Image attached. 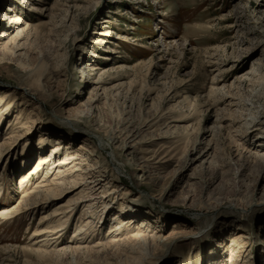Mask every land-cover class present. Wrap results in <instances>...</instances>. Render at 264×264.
<instances>
[{
    "label": "rangeland",
    "instance_id": "374dc122",
    "mask_svg": "<svg viewBox=\"0 0 264 264\" xmlns=\"http://www.w3.org/2000/svg\"><path fill=\"white\" fill-rule=\"evenodd\" d=\"M14 15L27 35L16 57L0 51V93L16 106L0 122V210L16 207L0 214V264H264V0H0L1 48ZM16 115L22 127L6 138ZM44 137L96 145L114 193L84 200L88 186L74 184L23 206L49 172L20 183ZM122 188L148 229L175 237L150 248L130 236L144 223L111 229ZM71 199L82 202L54 239L32 236Z\"/></svg>",
    "mask_w": 264,
    "mask_h": 264
},
{
    "label": "bare ground",
    "instance_id": "6f19581e",
    "mask_svg": "<svg viewBox=\"0 0 264 264\" xmlns=\"http://www.w3.org/2000/svg\"><path fill=\"white\" fill-rule=\"evenodd\" d=\"M21 21H22V19L16 15L10 16L8 19H6V22H7V25L9 26V28H15L16 30H15V34L12 35L14 37L13 45L9 46V47H4V46L2 48L0 47L1 52H6V53L10 54L11 56L16 57V51L24 49V46H23L24 43L15 42L16 38L18 40V39L23 38L24 36L26 37V35H27V32L25 33L26 29H24V27L19 28V26H17V24L20 23ZM8 36H9V34H7V32H5V30L0 32V39L8 37ZM27 38H28V36H27ZM8 54H7V56H8ZM2 55H3V53H2ZM93 67L94 68H92L91 70L99 69L96 66H93ZM13 93L14 92H11V91H5L3 95H2V93H0V122H1V118H2L3 114L7 115L10 112H12V110L14 108H16V106L10 104L11 100L9 101V99L13 95ZM23 93L26 95L28 94L25 91ZM4 105H5V108L2 110ZM95 120L96 119H94L93 114H90L87 119L83 120L85 132L91 133V132L96 131V129L94 128V125H98V123ZM19 123H20V121H18L17 115L14 116V119L12 120V122H10V120L8 121L9 126L5 129L6 131L4 132V135L6 136V138H12L18 133V131L20 130L19 127H22V125H20V126L18 125ZM48 138L50 140V137H48ZM49 140H47V137H44L43 139H41L42 143L40 144L41 146L39 148V151H37V154H39V155L37 156L36 165L33 167V170H30L28 173H26V175L20 176V183L21 184H23L25 182L28 183L30 181V179L32 178V176L37 173L38 169H42L45 167H48V169H49V172L47 171L43 175V178H41L40 181H37L36 183H34L32 185V190L29 192V194L32 193L33 195L28 197L30 200H25L23 202V204H22L23 206H25V205L26 206H34L35 204H38V203H40V204L45 203L44 205L48 206V205L52 204L53 200L55 199L54 197L56 196V194H59V192H61L64 188L65 189L66 188H73L75 186L74 184H78L77 186H79L81 184L84 187L88 186L87 187V190H88L87 191L88 192L87 197H85L84 200H93V199L100 200L103 196L104 197L107 196L105 194L101 195L100 194L101 192H103V193L106 192V194L114 193L115 190H113V189H111V191H109L111 188L110 186H112L109 184V181L105 182V181H103L102 178H100V176H103V173L105 171L104 167H107V166H104L106 164H104V165L98 164L99 162H98L96 157L100 156V150L98 149V147L96 145H93L92 143H90L88 141V139L83 137L82 141H79L76 143V145L74 147L75 149L73 151H70L71 150L70 146H69L70 142L65 141L62 137L61 138H52L53 144L51 143V145H48V144H50ZM102 140H103L104 144H108L110 146V149H112V150L114 149L112 144H113V142L116 141V136H113L112 134L109 133L106 136L102 137ZM26 143L27 144L25 146L24 153H27L26 148L27 147L30 148V146H31L29 142H26ZM45 144H47V146ZM119 146H121L122 148H129L131 145L129 144V142H127V140H121V141L119 140ZM2 147H3V144H0V156L2 154L1 151L3 150ZM46 147H48V149H49L47 151L48 156L46 154L41 155L42 152L45 151ZM7 153H8V151H7ZM129 154H131V153H129ZM57 155H60V156L57 157ZM112 155H113V151L111 154V158H114ZM54 156H56V157H54ZM20 162L25 164L26 157L25 156L21 157ZM52 170H55L52 178L49 179V176H48V178H46L47 174L52 172ZM69 179H72V180H69ZM113 180H116V179L113 178ZM45 181H47V182H45ZM43 183H45V184H43ZM68 184H70L69 187H68ZM46 186H48V187L45 188ZM5 187H7L6 183H5ZM5 187H4V185L0 184V193L1 194L4 193V192H1V190ZM122 189H124L122 191V196H123V198H125L124 199L125 202L122 201L116 209L117 214H120L119 215L120 218L118 216H114L113 214L110 216V219L112 220L111 222H114L113 228H111V229L117 230V231L121 230L122 228L124 229L126 227V224H129L128 221H130V220H131V223H134V222L140 223L141 222V220L139 219L140 216L136 214V210L133 208H130L127 205L128 204V201L126 200L127 197H124V195L128 194V191L126 190V188H122ZM83 190H84V188L82 189V191ZM98 194H100V196H97ZM96 197H98V198H96ZM71 200L72 201H70V203H68V204L53 205V207L49 211L42 214V216H41L42 222L48 221L49 223H51L52 221L54 222V220L57 219L56 220L57 224L53 225V226L49 225V226H46L45 228H42V229H40V228L35 229V231L32 233V236H38L39 235L41 238L38 241L41 243L43 241L46 243V242H49L50 239H54L55 238L54 235H56L57 232L61 231L64 228V224L68 221L69 212L71 211L70 205H75V204L78 205V204H80V202H82V199H78V200L71 199ZM108 200H109V198H108ZM102 203H103L102 206L104 209L108 208L109 204H108V202H106V200L102 201ZM35 206H37V205H35ZM15 208L16 207H12L9 209H2V210H0V214L7 215L9 213H13L16 210ZM87 208H90V206L88 205ZM71 209H74V207ZM87 211H88V209H87ZM87 213H89V211ZM87 213H85V214H87ZM122 215H123V217H122ZM114 219H115V221H113ZM128 219H130V220H128ZM99 221H100V219H99ZM143 221L140 223V224L144 223L141 228L144 229L142 231H146L147 233L134 232V233L130 234V236L133 239H136V241H138V243H140V244H145V245L149 246L150 248H158V247H160L161 244H163L164 242H168L169 239L171 240V238H174L176 235V233H175V234H169L167 236H164L163 230L162 231H159L160 229L159 230L158 229L150 230V229H148V226L150 224L147 223V221H144V222ZM87 222L88 221H86L85 224H87ZM81 230H82L81 228H78V232H81ZM148 232H151L152 234H149ZM50 236H52V237H50ZM77 237L78 236L74 237L73 240H76ZM128 237H123L121 240H124ZM42 244H44V243H42ZM233 261H234L233 258H230V257L228 258V262L232 263Z\"/></svg>",
    "mask_w": 264,
    "mask_h": 264
}]
</instances>
